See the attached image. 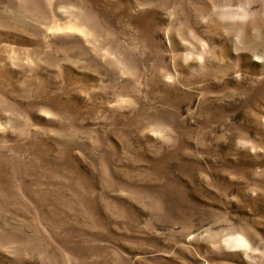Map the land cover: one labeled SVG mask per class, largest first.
I'll return each instance as SVG.
<instances>
[{"label":"rangeland","instance_id":"rangeland-1","mask_svg":"<svg viewBox=\"0 0 264 264\" xmlns=\"http://www.w3.org/2000/svg\"><path fill=\"white\" fill-rule=\"evenodd\" d=\"M0 264H264V0H0Z\"/></svg>","mask_w":264,"mask_h":264}]
</instances>
